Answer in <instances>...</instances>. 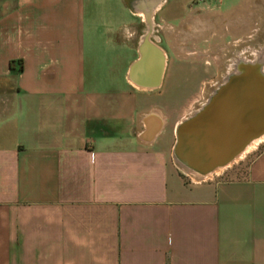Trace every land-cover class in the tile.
Wrapping results in <instances>:
<instances>
[{
    "label": "crops",
    "instance_id": "1",
    "mask_svg": "<svg viewBox=\"0 0 264 264\" xmlns=\"http://www.w3.org/2000/svg\"><path fill=\"white\" fill-rule=\"evenodd\" d=\"M153 1L0 0V264H264V147L177 167L192 67L138 33Z\"/></svg>",
    "mask_w": 264,
    "mask_h": 264
},
{
    "label": "rangeland",
    "instance_id": "2",
    "mask_svg": "<svg viewBox=\"0 0 264 264\" xmlns=\"http://www.w3.org/2000/svg\"><path fill=\"white\" fill-rule=\"evenodd\" d=\"M158 1L156 9L149 12L148 21L145 12L133 8L139 20L138 33L160 39L157 44L167 52L169 61L184 68L195 64L202 69L198 81L185 96L184 111L191 113L206 100V94L213 88L212 82L228 70L227 64L213 59V56L219 57V48L226 46L234 51V40L240 38V55L246 59H252V49L264 48V0ZM263 147L264 139L217 174L223 178L242 177L249 160Z\"/></svg>",
    "mask_w": 264,
    "mask_h": 264
},
{
    "label": "water",
    "instance_id": "3",
    "mask_svg": "<svg viewBox=\"0 0 264 264\" xmlns=\"http://www.w3.org/2000/svg\"><path fill=\"white\" fill-rule=\"evenodd\" d=\"M264 132V71L242 59L206 100L175 127L172 159L184 173L204 178L227 167L245 144Z\"/></svg>",
    "mask_w": 264,
    "mask_h": 264
},
{
    "label": "bare ground",
    "instance_id": "4",
    "mask_svg": "<svg viewBox=\"0 0 264 264\" xmlns=\"http://www.w3.org/2000/svg\"><path fill=\"white\" fill-rule=\"evenodd\" d=\"M159 5V1H153L151 4L149 5H142L138 7V11L144 13L146 20H149V12H151L152 10H154L157 6ZM252 61H257L260 63L261 69L264 71V48H260L258 50H253L252 49ZM242 59H246L245 57H242L241 55H239L237 58L232 59L230 63L227 64V71L231 70L232 68H234V64ZM264 139V132L262 134H260L259 136L251 139L250 141H248L245 146L243 147V149L237 154V156H235L228 164H232L234 162H236L238 159L242 158L244 156V154L248 151H250L251 149L255 148V146H257V144L262 141ZM223 169V167H218L215 168L213 170V173L216 174L218 172H220ZM208 175L210 176L211 173H208Z\"/></svg>",
    "mask_w": 264,
    "mask_h": 264
},
{
    "label": "flooded vegetation",
    "instance_id": "5",
    "mask_svg": "<svg viewBox=\"0 0 264 264\" xmlns=\"http://www.w3.org/2000/svg\"><path fill=\"white\" fill-rule=\"evenodd\" d=\"M165 1L166 0H164V2ZM158 40H160V39H158ZM241 42H242V40L240 38L234 40V44H233L234 51L232 50L231 47L228 48L226 46H223V47L219 48L221 50V52L219 53V57L213 56V59L214 60L216 59L217 61L222 63V65L230 63L232 59L237 58L241 54ZM236 47L238 48V51H235ZM216 65H217V63H216ZM200 71L202 72V69H199L197 65H195V64L192 65V73H191L192 74V79H191L192 82L198 81V76L201 75ZM222 77L223 76L221 75L217 79H215V81L212 82L213 88L211 89V91L221 82ZM211 91H210V93H211ZM210 93L206 94L204 100L209 96Z\"/></svg>",
    "mask_w": 264,
    "mask_h": 264
},
{
    "label": "built area",
    "instance_id": "6",
    "mask_svg": "<svg viewBox=\"0 0 264 264\" xmlns=\"http://www.w3.org/2000/svg\"><path fill=\"white\" fill-rule=\"evenodd\" d=\"M156 39V38H155ZM157 40V39H156Z\"/></svg>",
    "mask_w": 264,
    "mask_h": 264
}]
</instances>
